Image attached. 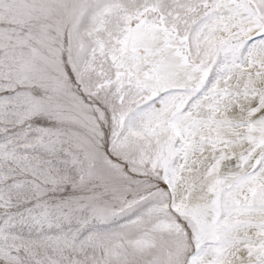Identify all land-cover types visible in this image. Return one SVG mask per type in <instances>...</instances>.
<instances>
[{
	"label": "snow or ice",
	"instance_id": "obj_1",
	"mask_svg": "<svg viewBox=\"0 0 264 264\" xmlns=\"http://www.w3.org/2000/svg\"><path fill=\"white\" fill-rule=\"evenodd\" d=\"M0 264H264V0H0Z\"/></svg>",
	"mask_w": 264,
	"mask_h": 264
}]
</instances>
